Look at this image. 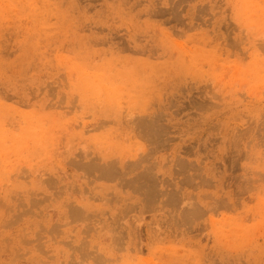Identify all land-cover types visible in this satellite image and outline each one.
Instances as JSON below:
<instances>
[{
  "label": "rangeland",
  "instance_id": "rangeland-1",
  "mask_svg": "<svg viewBox=\"0 0 264 264\" xmlns=\"http://www.w3.org/2000/svg\"><path fill=\"white\" fill-rule=\"evenodd\" d=\"M0 264H264V0H0Z\"/></svg>",
  "mask_w": 264,
  "mask_h": 264
},
{
  "label": "bare ground",
  "instance_id": "bare-ground-1",
  "mask_svg": "<svg viewBox=\"0 0 264 264\" xmlns=\"http://www.w3.org/2000/svg\"><path fill=\"white\" fill-rule=\"evenodd\" d=\"M112 172V171H111Z\"/></svg>",
  "mask_w": 264,
  "mask_h": 264
}]
</instances>
